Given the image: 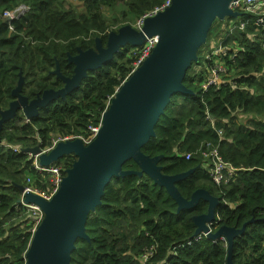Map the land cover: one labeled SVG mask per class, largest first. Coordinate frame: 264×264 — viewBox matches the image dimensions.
Returning a JSON list of instances; mask_svg holds the SVG:
<instances>
[{"label":"trees","instance_id":"trees-1","mask_svg":"<svg viewBox=\"0 0 264 264\" xmlns=\"http://www.w3.org/2000/svg\"><path fill=\"white\" fill-rule=\"evenodd\" d=\"M163 2L0 0V110L14 100L12 92L20 74L24 77L21 93L29 100L47 89L61 88L62 81L52 74L57 62L62 74L71 77L74 65L68 62V54L76 55L79 47H94L97 37L106 45L110 31L137 22ZM19 5L28 10L10 31L3 12ZM119 6H123L119 14L105 15L104 8ZM237 11V18L213 22L198 61L192 63L184 80L192 93L173 94L155 127L156 136L142 151L151 157L162 156L159 165L164 174H177L201 167L206 143L217 146L223 159L236 168L229 183L216 185L199 167L176 185L187 199L199 188L219 199L213 232L223 225L240 229L247 223L233 244L234 264H264V30L256 23L264 8ZM241 23H245L242 29ZM212 41L226 52L207 58L213 52ZM139 48L122 47L111 61L88 71L72 93L40 108L38 116L28 120L20 111L2 125L0 264H26L33 221L20 202L19 186H27L30 177L35 188L48 190L47 174L36 169L23 149L47 148L60 136L88 137L89 128L99 126L111 98L132 72ZM214 59L227 70L220 84L205 91L203 84L210 78ZM75 159L67 155L52 165L67 169ZM123 169L140 167L131 159ZM207 210L208 203L200 201L192 209L177 211L167 190L147 174L113 177L101 205L89 213L86 232L90 239L76 241L71 264H142L140 257L151 248L155 252L146 264H227L224 240L206 236L194 241L193 217Z\"/></svg>","mask_w":264,"mask_h":264},{"label":"water","instance_id":"water-1","mask_svg":"<svg viewBox=\"0 0 264 264\" xmlns=\"http://www.w3.org/2000/svg\"><path fill=\"white\" fill-rule=\"evenodd\" d=\"M232 0H173L172 4L154 16L144 19L138 28L126 23L118 30L110 31L107 44L97 37L95 47L78 48L76 55L68 54V62L74 65L73 75L65 76L57 62L52 74L62 81L57 90L47 89L29 100L21 91L24 77L20 74L9 108L0 110V130L4 122L22 111L31 119L39 109L77 89L88 71L95 70L111 61L122 47H140L152 36L158 42L151 54L137 67L118 88L104 111L100 129L90 143L82 138L59 142L48 153L39 145L24 148L39 165L48 167L67 155L76 157L72 166L65 170L58 191L49 199L39 193L27 192L23 202L38 205L44 217L32 235L26 264H71L72 253L78 239L89 240L86 222L89 213L102 203L105 188L113 177L147 174L156 184L164 187L177 204V211L194 208L200 201L208 203L204 214L193 217L196 225L194 236L206 233L207 238H225L228 246L227 264H234L233 244L242 228L220 226L212 231L216 220L219 199L208 190L199 188L190 199L183 197L177 183L188 179L200 167L177 174H164L159 165L162 156L151 157L142 148L156 136L155 127L175 93L192 91L184 80L190 66L198 61V51L206 44L209 30L218 19L237 18L240 13L230 7ZM133 159L139 170H125L123 165ZM23 192L25 187L19 186ZM22 202V201H20ZM254 219L250 220V222Z\"/></svg>","mask_w":264,"mask_h":264},{"label":"built area","instance_id":"built-area-1","mask_svg":"<svg viewBox=\"0 0 264 264\" xmlns=\"http://www.w3.org/2000/svg\"><path fill=\"white\" fill-rule=\"evenodd\" d=\"M173 0H164V2L158 6L155 7L153 10H151L149 13L145 14L142 18H140L136 23L135 26L140 28L143 25L144 19L149 16H154L160 11L165 10L172 4ZM230 7L234 10H237L239 8H244L245 11H255L257 8H264V0H232ZM28 10V7L25 5H19L13 9L10 10H5L3 12V18L8 21V28L10 31H14V21L18 20L24 13ZM259 18L256 20V23L261 25L263 30H264V13L259 12L258 13ZM245 23H241L239 25V28H244ZM158 42V37L157 36H152L149 37L145 40L144 44L140 46L139 48V53L137 56V60L134 62V67L132 69L135 70L137 67H139L142 62L151 54L153 48L156 46ZM220 50L219 53L214 54L213 52L207 56V58H211L212 55H221L222 53L226 52V48L223 46H219L218 48ZM224 50V51H223ZM208 55V54H207ZM213 64H215V69L212 70V66L210 70L212 73L210 74V78L208 79L207 82H204L203 88L206 91L209 87L211 86H217L218 84L221 83V76L226 72V68L224 65L218 61L217 59L213 60ZM132 73V72H131ZM130 73V74H131ZM29 120V119H28ZM101 123L97 127L91 126L89 128L90 134L88 137L82 138L85 143H90L95 136L97 135L99 129H100ZM219 134H222V131L219 132ZM78 138V137H76ZM70 139H75L72 136L68 137H57L52 139V144L47 147L43 148L42 152L48 153L50 150H52L59 142L62 141H67ZM202 154L204 156V159L206 160V165H207V170L209 173V176L211 177L213 183L216 185H221V184H227L229 183L235 174L236 168H234L230 163L226 162L223 157L221 156L218 147L213 146L211 143H206L205 144V149L202 151ZM191 153L186 154V158L189 159L191 157ZM36 169L40 173H45L47 174V185H48V190L46 192H42L40 189L35 188L33 186L32 179L30 177L27 178V183L28 185L25 186L24 191L22 192L21 196V203L25 205L28 209V212L31 214L30 217L33 221V227L31 229L32 234L35 232L39 224L41 223L44 213L41 210V208L36 205V204H29L23 202V198L27 192H33V193H39L41 194L45 199L49 200L59 189L60 184L62 182L63 177L65 176V167L63 165L61 166H54L50 165L48 167H42L39 165L38 160L34 161ZM206 233H201L200 235L196 236L194 238V241H199L203 237H206ZM224 240V242L227 244L226 239L223 237L221 238ZM188 244H192V241L188 242ZM155 252V249L151 248L147 252H145L141 257V262L142 264H146L147 261L153 256Z\"/></svg>","mask_w":264,"mask_h":264},{"label":"rangeland","instance_id":"rangeland-1","mask_svg":"<svg viewBox=\"0 0 264 264\" xmlns=\"http://www.w3.org/2000/svg\"><path fill=\"white\" fill-rule=\"evenodd\" d=\"M81 9V8H80ZM123 9V6H119V7H117V9H114V10H111V9H109V8H104V13H105V15L106 16H108V17H114L116 14H119L120 12H121V10ZM129 24H132V25H134L135 26V21L134 22H128ZM223 27V26H222ZM220 35V34H219ZM222 35V34H221ZM215 39V38H214ZM213 39V40H214ZM210 47H212V49H213V53L214 54H216V53H219L220 52V50L218 49L219 48V46L218 45H216V43H215V41H212V43H211V45H210ZM224 51V50H223ZM207 54V53H209V52H207V48L205 47V50H204V54ZM207 56H209V54L207 55ZM215 69V64H213L212 65V70H214ZM200 170H202V171H207L208 172V170H207V165H206V160H204L203 162H202V165H201V167L199 168ZM207 235V234H206Z\"/></svg>","mask_w":264,"mask_h":264},{"label":"flooded vegetation","instance_id":"flooded-vegetation-1","mask_svg":"<svg viewBox=\"0 0 264 264\" xmlns=\"http://www.w3.org/2000/svg\"><path fill=\"white\" fill-rule=\"evenodd\" d=\"M103 46H106V45L103 44ZM94 47H95V46H94ZM94 47H91V48H94ZM89 49H90V48H89ZM82 50H83V49H82ZM86 50H87V49H86Z\"/></svg>","mask_w":264,"mask_h":264},{"label":"clouds","instance_id":"clouds-1","mask_svg":"<svg viewBox=\"0 0 264 264\" xmlns=\"http://www.w3.org/2000/svg\"><path fill=\"white\" fill-rule=\"evenodd\" d=\"M28 119V118H27ZM43 149V148H42ZM30 155V154H29ZM31 156V155H30ZM35 161V159H33Z\"/></svg>","mask_w":264,"mask_h":264}]
</instances>
